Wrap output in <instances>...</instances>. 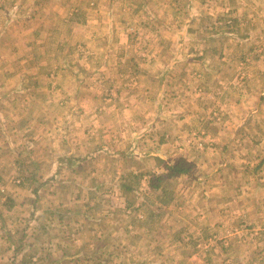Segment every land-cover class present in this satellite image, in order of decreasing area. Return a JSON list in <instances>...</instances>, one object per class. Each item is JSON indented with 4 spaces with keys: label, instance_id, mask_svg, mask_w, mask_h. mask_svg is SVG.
<instances>
[{
    "label": "rangeland",
    "instance_id": "1",
    "mask_svg": "<svg viewBox=\"0 0 264 264\" xmlns=\"http://www.w3.org/2000/svg\"><path fill=\"white\" fill-rule=\"evenodd\" d=\"M0 264H264V0H0Z\"/></svg>",
    "mask_w": 264,
    "mask_h": 264
},
{
    "label": "trees",
    "instance_id": "2",
    "mask_svg": "<svg viewBox=\"0 0 264 264\" xmlns=\"http://www.w3.org/2000/svg\"><path fill=\"white\" fill-rule=\"evenodd\" d=\"M192 168V165L188 163L184 159H180L177 162L173 163L169 168L167 172V177H176L179 175H186L189 174L190 170ZM156 181V185H157ZM127 192V190H126Z\"/></svg>",
    "mask_w": 264,
    "mask_h": 264
}]
</instances>
